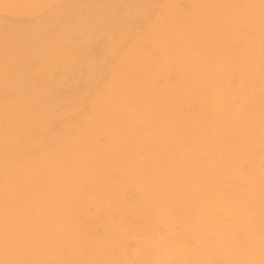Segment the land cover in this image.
Listing matches in <instances>:
<instances>
[{
	"label": "rangeland",
	"instance_id": "374dc122",
	"mask_svg": "<svg viewBox=\"0 0 264 264\" xmlns=\"http://www.w3.org/2000/svg\"><path fill=\"white\" fill-rule=\"evenodd\" d=\"M262 28L264 0H0V264L239 262L242 123L225 146L194 60Z\"/></svg>",
	"mask_w": 264,
	"mask_h": 264
},
{
	"label": "crops",
	"instance_id": "0c3cea01",
	"mask_svg": "<svg viewBox=\"0 0 264 264\" xmlns=\"http://www.w3.org/2000/svg\"><path fill=\"white\" fill-rule=\"evenodd\" d=\"M196 56L195 67L202 71L210 92L212 115L216 114L215 107H221L219 113L231 120L224 126H216L215 130L225 135V146L239 151L240 143L233 135L238 130L234 122L242 123V204L239 201L233 213L234 222L242 230L239 262L228 261L224 247H213L222 254V258L219 257L222 264H264V219L261 218L264 215V28L255 35L237 36L230 49L208 45L205 51L197 49ZM221 142L214 139L216 145H222ZM247 176L254 178L258 188L244 181ZM255 211L257 218L252 216ZM211 216L214 220L234 223L222 212ZM232 239L226 235L220 242L214 239L212 243H234ZM179 248L175 253L179 257L162 260L161 264H199L192 262L190 253L181 245ZM194 254L198 252L194 251L193 257ZM216 259V263L210 264H219Z\"/></svg>",
	"mask_w": 264,
	"mask_h": 264
}]
</instances>
